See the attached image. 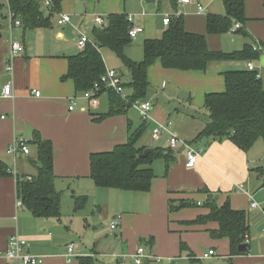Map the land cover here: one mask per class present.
I'll return each mask as SVG.
<instances>
[{
  "label": "crops",
  "instance_id": "crops-1",
  "mask_svg": "<svg viewBox=\"0 0 264 264\" xmlns=\"http://www.w3.org/2000/svg\"><path fill=\"white\" fill-rule=\"evenodd\" d=\"M10 1L0 0V92L11 82L14 94L11 100L0 99V164L7 172V175L0 177V250H6L10 239L17 235L27 241V251L30 254L43 259L41 264H68L66 255L70 245H74L75 258L79 262L81 258H91L87 256L89 254L92 257L94 255L93 252L86 251L84 241L78 247L75 245V239L64 245L65 241L61 236L64 232L71 234V229L66 227L64 230L63 226L58 224L61 218L38 219L23 205H17L21 202L17 196L18 182L38 176L40 165L37 162V148L32 142L42 138L53 145L54 184L55 189L62 195L61 208L65 197H69L74 206L76 198L87 197L86 206L79 212L92 205L91 212H99L97 222H105L109 228L116 222L115 231H120L122 245L126 243L128 246L126 254H119L121 246L114 254L120 256L115 258L124 260L122 264H127L126 259H132L140 248L138 241L143 240L150 246L148 255L154 258L146 261L155 264H188L189 253H193L204 264L203 255L218 249H221L229 264H264V176L258 172V169L264 166L252 168L246 154L230 141H196L208 120L198 115L196 109L199 107L200 114L202 112L204 116V104L198 106L195 98L200 100V97L204 99L207 93L223 92L225 83L222 73L246 70L247 62L212 63L204 73L167 70L159 62L154 64L148 71L150 85V81L156 78L157 81H162L160 90L172 96L180 91L178 86L186 88L190 94L188 106L191 112L182 113L176 110L175 117L155 105L154 98L159 92L156 95L148 94L147 100L152 102L153 109L147 122L148 130L137 143V147L171 150L174 162L166 172L165 160L159 159L164 161L165 170L158 166V170H162L158 176L153 168L156 179L148 193L98 188L91 179V154L108 152L118 145L125 144L129 137V121L133 127L132 131L142 123L134 124L128 114L96 123L95 119L108 114L110 95H100L97 107H92L89 101L83 98V94H77L73 81L63 80L68 73V58L81 52L77 47V30L92 39L91 32L95 28L93 19L96 15L89 13L88 8H83L84 0H70L64 10L61 9V14H69L72 24L59 26V15H55L49 27L29 30L22 26L14 28L10 33L7 20ZM189 1L187 5H180L178 2L177 9L184 18L186 31L205 35L209 49L218 51L222 47H219L220 36L208 35L206 22L209 15H225L223 0ZM88 2L93 4L96 14L97 9H100L103 18L113 14L134 16L133 26L143 30L132 39V44L125 50L126 56L134 62H142L144 58V43L141 44L142 40H138L139 36L145 41L160 39L167 30L163 25L165 15H173L176 12L169 0H155V4H147L145 0ZM199 6L205 8L202 14L198 12ZM245 15L246 34L235 33L238 35L237 43L243 46L237 51L254 44L264 46V0H245ZM3 20L6 22L5 26L2 24ZM161 26L164 27L162 31ZM12 41L21 43L24 51L12 61V71L7 72L5 68L11 60ZM140 47L143 48L142 57L136 50ZM103 51H106V56ZM111 53L113 54L108 49H101L106 69L117 70L121 74L123 84L130 83L129 72L121 65L127 73L126 81H123L125 73L118 69L119 66L114 60L111 62ZM259 59L264 61V54H261ZM261 80L264 84V70ZM35 91L41 93L39 98L32 94ZM126 94L130 95L131 91L127 90ZM168 121L172 122L169 130L171 134L177 135L194 148H204L194 168L186 167L183 145H179L176 150L170 149V133H163L157 141L151 138L157 124H165ZM21 140L27 143L29 154H9L8 150L13 143ZM247 171L253 177L248 182V187L244 184L248 194L236 190L233 184L237 179L230 178L228 173L242 177L243 181ZM206 192L213 194L219 206L229 201L232 209L248 214L251 227L248 254L230 258L229 240H216L210 235V231L219 228L217 223L191 224L198 217L209 213L204 207L208 200ZM123 193L131 195L125 196ZM250 196L259 204L260 210L250 209ZM114 200L130 203L132 211L116 215L118 209H114L111 204ZM181 203H190V207H204V210L195 212L187 206L180 208ZM198 203L202 205L198 206ZM171 206L180 211L175 213L176 210H171ZM136 210L138 212H135ZM86 216L84 221L89 223ZM80 219L82 218L79 216L78 220ZM182 244L186 246L185 251L181 249ZM157 259L160 260L159 263ZM0 264L10 263L0 259Z\"/></svg>",
  "mask_w": 264,
  "mask_h": 264
},
{
  "label": "trees",
  "instance_id": "trees-1",
  "mask_svg": "<svg viewBox=\"0 0 264 264\" xmlns=\"http://www.w3.org/2000/svg\"><path fill=\"white\" fill-rule=\"evenodd\" d=\"M163 1V0H161ZM177 12L179 0H169ZM51 10L43 11L41 0H11L10 10L22 26L29 30L49 27L55 15L61 14L63 0H52ZM225 15H209L206 22L208 35L220 36L229 33L234 23L242 28L236 33L246 34L245 0H223ZM128 16L113 14L106 17V25L94 28L92 40L86 49L76 56L68 58V73L63 80H71L77 94H84L101 81L107 69L101 49H108L121 61L129 72L131 81L124 84L125 90H130L127 100H123L115 92L110 95L108 114L94 121H102L116 116L127 115L137 102L148 99L150 83L149 69L159 62L164 69L182 72H206L212 63L249 62L256 61L260 53L254 52L252 45L241 51L224 53L209 49L205 35L189 33L185 29L182 16L173 18L167 30L160 39L144 42V58L142 62L130 60L125 50L133 40L129 36L130 24ZM264 47V46H263ZM225 90L221 93H207L204 97V110L208 122L198 135L197 140L230 141L242 152H249L258 140L264 142V84L256 72L234 70L223 72ZM102 95V94H101ZM129 137L125 144L116 146L113 150L94 153L90 156L91 179L98 188L115 189L131 193H148L156 179L153 165L155 161L164 159L166 172L174 162L173 151L156 148L153 155L142 157L147 148H138L137 143L148 130V123L133 130L128 123ZM37 148L39 173L32 181H19L17 196L22 205L38 219L61 218L62 195L55 189V174L53 170L54 151L50 141L42 138L32 142ZM264 176V167L258 169ZM7 175L0 164V177ZM204 207L207 215L197 218L191 224L207 225L217 223L219 228L210 231L213 239H228L230 243V258L248 254L251 227L248 214L232 209L230 202L223 206L217 204L216 198L210 192ZM88 198L75 199V210L83 209ZM191 204L181 203V207ZM171 210L177 209L171 206ZM241 245H247V250L239 251ZM182 244L181 249L185 251ZM188 264H203L193 253H189ZM81 264H93L92 258H81ZM120 264V263H117ZM143 264H150L145 261Z\"/></svg>",
  "mask_w": 264,
  "mask_h": 264
},
{
  "label": "rangeland",
  "instance_id": "rangeland-1",
  "mask_svg": "<svg viewBox=\"0 0 264 264\" xmlns=\"http://www.w3.org/2000/svg\"><path fill=\"white\" fill-rule=\"evenodd\" d=\"M68 2H70V0H68V1L63 0L61 9L64 10L65 5ZM82 6H83V8H85V7L88 8L89 13L94 14L96 16H101L100 9H97L98 13L96 14L95 9L93 7V4L89 3L88 0H84V3L82 4ZM63 14H67V13H63ZM5 23L6 22H4V20H3L2 24L4 26H5ZM163 29H164V27L161 26L160 30L162 31ZM90 31H92V28L90 29ZM237 37H238V35L232 34L231 31L229 33L220 35L219 47L220 46H222V47L220 49H218V52L233 53L239 49H242V47H243L242 44L237 43ZM90 40H92V39H90ZM138 40H140V41L142 40L141 44H143L145 41V39H143L142 36H139ZM136 50L140 54V57H142L143 48L142 47L136 48ZM137 51H136V53H137ZM103 53H104V56H106V54H107L106 51H103ZM111 56H112L110 59L111 62H113V60H114V62H116V64H118V66H119L118 69L125 73L123 81H126V74L127 73L121 68L122 63L120 64V60L114 55V53ZM254 63H255V66H256L258 72L263 74L264 61L258 59L256 61H254ZM153 81H150L151 85H150V89H149V95L150 94L156 95L159 92L157 97L154 98L155 100L153 99L155 101L156 106L162 107V109L167 110L168 113L174 114L175 117L177 116L176 110H179L182 113H186V112L190 111L189 106H188L190 94L188 93V90L186 88L178 86L180 91L178 90V92L174 93V96H172V95L165 93V92H162L160 90L162 87L161 86L162 81H160V80L157 81L156 78ZM195 101L197 102L198 106L201 105L202 103L204 104V99H202L201 97H200V100H197V98H195ZM196 111L198 112L199 116H201L202 118H205V120H208L207 116L204 117L206 115L205 111H204V116H203L202 112L200 114L199 107H198V109H196ZM128 117L132 122H134V124L142 123L141 122L142 119L139 115V112L134 107H132L129 110ZM162 138H164V137H162ZM204 147H205V149H207L206 145H204ZM200 148L201 147H196V149H200ZM245 154H246V158L248 159L249 164L252 166V168H255L256 166H264V162H263V160H264V142L262 141V139L258 140L257 143L254 145V147L249 152H247ZM158 166H162V170L163 169L165 170L164 161L157 160V161H155V163L153 165V168L155 169V173L159 176L158 173H159V171H162V170H158ZM228 173L230 175V178L237 179V182H235V184H233V186L236 188V190H238V188L244 184L248 187V185H247L248 182H250V180L253 178L252 176L249 175L248 171L245 173V180H243V181L241 180L242 177L233 176L232 172H228ZM123 194H125V196L131 195V193H123ZM66 196H67V194H66ZM111 204H112V206L114 205V209H116V208L118 209L116 215L125 214L124 211H127V212L132 211L130 203H126L125 201L119 200L118 202H115V200H114L113 202H111ZM91 206L92 205H88L87 208L83 212H79L81 210H78V211L75 210V206L73 205V202L71 201V199L69 197L64 198L62 208H61V222L59 221L60 223H58V224H61L63 226L64 230L66 227H68L71 229V231H74V232L70 231L71 234H69V235H67L66 232H64L62 234L61 238L64 239V241H65L64 245H68L72 239H75L74 240V241H76L75 245L78 247V245H80V244L82 245L83 244L82 241H84L83 246L86 247V251L88 253H92V252L94 253L93 257L90 254L87 255V256L92 258L93 264H117L118 261L120 262V264H122V262L124 260H120L118 258H115V257H120V256H114V254L116 252H118V248L120 246L122 248H121V252H119V254H122V253L126 254L128 251V246L126 245V243L122 245L120 231L119 230L118 231H111V229L109 228V226L105 222H97L99 212L95 211V214H93V212H91L92 211ZM138 209L140 210L141 208H138ZM188 209L193 210L195 212H200V211L204 210V207L193 206V207H190ZM179 211L180 210H176L175 213H177ZM135 212H138V210H136ZM85 215H87L86 218L89 219V221H88L89 223H87V222L85 223V221H84ZM79 216L83 219V222H81L82 219L78 220ZM138 244H140L139 247L143 248L145 250V253L148 255V253L150 251V246L147 244V242L145 240L138 241ZM125 261L127 264H135L133 257H132V259L128 258ZM72 262H73V264H76V263L80 264L79 260L76 258H74L72 260ZM150 264H155V263H150ZM204 264H229V263L225 259V257H223V253H222L221 249L220 250L218 249V250H216V256L211 257V259L208 261H205Z\"/></svg>",
  "mask_w": 264,
  "mask_h": 264
},
{
  "label": "built area",
  "instance_id": "built-area-1",
  "mask_svg": "<svg viewBox=\"0 0 264 264\" xmlns=\"http://www.w3.org/2000/svg\"><path fill=\"white\" fill-rule=\"evenodd\" d=\"M42 2V10L43 11H48L51 10L53 7V2L52 0H41ZM189 0H179L180 5H187L189 4ZM205 11V8L202 6L198 7V12L203 13ZM181 14L180 12H175V14L170 15L167 14L165 15L163 25L165 27H169L171 24L173 18L175 17H180ZM7 20H8V28L10 33H12V30L14 28H21L22 23L19 19L15 18L14 13L10 10L8 11L7 15ZM129 24H130V29H129V36L131 39H135L138 35H140L143 30L141 28H135L133 26L134 22V16H128L127 18ZM95 28H102L106 25V18H103L101 16H95L93 19ZM57 24L59 26H65V25H70L72 24V17L68 14H60L59 19L57 20ZM242 26L239 23H234V26L230 30L232 34H235L239 29H241ZM91 43V40L80 30H77V47L79 51H84L87 47V45ZM253 51L258 52L260 54H264V47L260 44H254L252 45ZM24 51V47L21 43L12 41L11 42V49H10V61L7 64L5 70L7 72L12 71V61L15 60L17 57H19ZM246 69L251 72H256L258 75V78H261L260 72H258L254 61H249L247 62ZM115 92L118 94L123 100H127V94L126 90L124 88V84L121 79V74L117 70H107L105 75L102 76L101 81L96 83L94 87L85 92L83 94V98L91 104L92 107H97L98 105V99L101 94H107L108 92ZM33 95L35 97L39 98L41 96L40 92H33ZM14 98L13 94V84L10 82L7 84L2 91L0 92V99L3 100H11ZM138 112L139 115L144 122H148L150 119V113L153 109V104L150 100H146L143 102H137L133 106ZM70 110H73V107L70 108ZM172 126V122L168 121L165 124H160L158 123L156 128L152 131L151 138L155 141L159 140L163 133H170V127ZM171 134V133H170ZM179 145H183L185 147V155H186V160L187 168H194L195 165L198 162L199 156L201 152L204 150V148L196 149L190 144H187L186 142H183L177 135L171 134L170 140H169V146L170 149L176 150ZM24 153L26 155L29 154V148L27 143L24 140L21 141H15L13 145L9 148L8 153L12 155H16L17 153ZM16 175V174H15ZM28 181H32V178H28ZM238 191L244 192L248 194V191L246 190V187L244 185L240 186L238 188ZM250 209L255 211V210H260V206L257 202L254 201L252 196H250ZM18 207L22 206V202H18ZM201 203H198V206H201ZM112 231H115L117 229V223L114 222L110 226ZM264 231V230H263ZM27 241L22 239L19 236H13L10 239V242L8 244V247L6 250L2 251L0 250V259H4L8 261L10 264H41L43 262V259L34 256L30 254L27 251ZM74 245H70L68 247V252L66 255L67 263L70 264L72 263V260L76 257L74 254ZM216 256V252L211 250L207 254L203 255V260L207 261L211 257ZM135 264H143L146 260H152L154 259L152 256L147 255L145 253V250L143 248H139L136 252V254L133 256ZM158 263L160 262L159 259L156 260Z\"/></svg>",
  "mask_w": 264,
  "mask_h": 264
},
{
  "label": "water",
  "instance_id": "water-1",
  "mask_svg": "<svg viewBox=\"0 0 264 264\" xmlns=\"http://www.w3.org/2000/svg\"><path fill=\"white\" fill-rule=\"evenodd\" d=\"M147 4H155V0H145ZM1 27V26H0ZM2 38V34L0 33V39ZM155 153L154 149H147L145 150L144 154L142 155V157H148L149 155H153ZM39 168H41V165L39 166ZM247 245H241L239 247V251L244 253L247 250Z\"/></svg>",
  "mask_w": 264,
  "mask_h": 264
}]
</instances>
